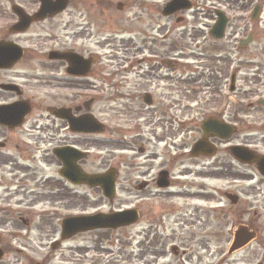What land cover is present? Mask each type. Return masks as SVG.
I'll return each instance as SVG.
<instances>
[{"label": "flooded vegetation", "instance_id": "obj_1", "mask_svg": "<svg viewBox=\"0 0 264 264\" xmlns=\"http://www.w3.org/2000/svg\"><path fill=\"white\" fill-rule=\"evenodd\" d=\"M73 3L74 0H70L67 10L30 27L59 21L60 27L70 29L72 45L64 46L60 37L53 36L58 47L44 52V43L38 38L36 49L41 52H37L22 46V38L14 39L26 33L13 34L8 27V34L0 36V43H14L24 52L22 58L9 69H0V106L18 104L15 112L11 113V120L5 121L8 124H0V264H45V254L42 253L45 246L52 249L53 243L60 241L58 238L51 241L59 233L60 227L59 207L54 205L61 204L62 196L71 198L78 195V188L94 190L62 179L61 173L65 167L62 155H68L72 149L84 154L74 164L82 172L106 174L112 171L117 194L119 190H128L130 195L133 193V203L136 204L133 209L137 212V221L133 227L140 228L137 237L141 239L135 263L154 264L153 260L163 259L167 251L182 262L188 250V235L173 238V233L168 235L166 231L171 219L179 216L173 214L176 209L171 205L172 190L178 185H175L178 182L175 180L191 175H195L194 179L202 178L196 174L203 175V170L207 167L204 159L207 158L191 156L187 135L183 133L186 127L188 129L186 117L180 118V108L177 109L175 102L167 100L172 97V94H166L171 93L170 88L155 85L157 73L165 66L163 61L166 58L158 59L155 54L152 55L151 48L147 45L155 40L153 23L150 22L147 29L138 34L135 45L136 52H141L137 53L139 55H143L148 49L146 56L151 59L139 60L138 70L129 63L131 69L121 67L120 71H109L97 53L79 51L75 45L79 41L86 45L82 41L85 37L78 35L79 29L86 35L87 41L93 38L84 24L90 26L94 22L100 29L105 27L103 13L106 14L112 7L110 0L82 3V6L98 10L99 13L86 14L85 19L82 16L81 23L76 20L77 12L72 10ZM142 7L154 14L152 6L143 3ZM37 9L38 7L30 12L25 11L33 14ZM117 10L125 12L126 7L119 3ZM248 35L251 36L249 50L253 47L252 50L259 52L261 45L264 49V27L260 28L258 23H253L248 28ZM52 51L75 53L90 61V68L84 71L85 74H81L80 69L78 74H70L69 63L62 59H51ZM250 57V81L256 86L255 92L263 95L264 54L260 51ZM144 62L149 63V69L141 67ZM165 71L170 78H174L173 73H177V70ZM144 73H147V79L141 77ZM137 78L147 81L149 85L138 82ZM159 78L167 79L168 76ZM129 80L136 83L127 85ZM2 85L11 88L5 90ZM157 93L163 94L160 98L164 102L158 100ZM179 102L188 106L186 95L185 98L180 97ZM100 103L101 118L95 111ZM140 107H145L148 111ZM88 121L98 122L101 132H88ZM77 123L80 125L74 126ZM177 125L180 126L179 129ZM94 147H100L103 155L100 157V165L96 166L95 171H91ZM217 155L211 159H215ZM189 160L198 163L185 168ZM198 167L202 170L198 171ZM208 168L218 171V179L233 178L234 181L229 183L231 187L243 182L237 176V171L231 166L226 167V162ZM180 188L189 190V194H185L188 197L185 200L194 201H199L198 195H204L205 189L195 182H182ZM194 189L197 191L191 192ZM213 193L216 194L215 191ZM230 194L238 197L236 203L228 200ZM178 196L183 197L182 194ZM223 196L227 205L222 207L218 201L213 208L214 212L221 210L235 216V219L258 214L254 205L242 201L234 191H226ZM113 202L112 200L111 203ZM176 219L175 224L180 225L179 218ZM237 227L257 234L251 225L239 224ZM173 241L176 243L173 244ZM58 244L61 246L62 242ZM38 249L41 253L37 252Z\"/></svg>", "mask_w": 264, "mask_h": 264}, {"label": "rangeland", "instance_id": "obj_2", "mask_svg": "<svg viewBox=\"0 0 264 264\" xmlns=\"http://www.w3.org/2000/svg\"><path fill=\"white\" fill-rule=\"evenodd\" d=\"M94 1L74 0L72 10L77 12L78 19L76 20L79 23L82 21V16L85 19L86 14L89 15L93 12L95 15L94 12L99 13L98 10L82 6V3ZM168 1L110 0L112 7L107 10L106 14L103 13L105 27L100 29L94 22L90 26L84 24L93 38L87 41L86 35L79 29L78 35L83 36L82 38L85 37L86 41L84 39L82 41L86 45L81 41L75 45L79 51L88 50L97 53L104 62V67L109 71H120L122 70L121 67L131 69V65H135L133 67L138 70L140 67L136 59L144 57L142 54H137L141 52H136L135 49L138 34L147 29L148 24L152 22L155 40H151V44H147L151 48L152 55L155 54L158 59H176V63L180 64L176 70H184L188 73L187 78L181 77L180 73L175 78H170L168 72L161 68L157 73L155 85L170 88L171 93L166 94H172V97L167 100L175 102L177 109L180 108L178 110L180 118L186 117L188 129L186 127L183 133L187 135L189 148L201 137L200 123L204 115L212 113L214 108H218L221 103L224 105L228 102V99H224L226 95L229 96L230 79L227 76L228 72L232 68H237L239 71L236 91L230 96L234 102L228 103L224 112L225 117L222 119L225 122H236L238 133L229 142L213 141L218 146L219 153L215 159H204L207 167L203 170V175L201 173L196 174L202 178L194 179L195 175L180 178L175 180L178 181L175 182V185H178L172 190L171 205L176 209L173 214L179 216L171 219L166 231L168 235L173 233V238L188 235V250L184 259L180 262L167 251L163 259L152 260L154 264H264V181L254 168L238 164L232 159L229 152L225 151L230 145L242 144L249 146L259 154H264V137L262 136L264 134L260 133L261 125L264 123V105L252 107V109L245 105L249 99L255 101L257 96L264 95L258 91L255 92L256 86L250 81L249 67H247L250 55L253 56L260 51L264 54L262 52L264 49L261 45L259 52L252 50L253 47L251 50L244 47L240 51L238 46L239 40L249 28L250 12L256 5L260 6L261 14L255 20V24L258 23L260 28L264 27V1L192 0V11L177 15L184 17L181 24H176L177 16L172 18L163 16L162 10ZM37 2L38 0H0V36L4 33L8 34L7 28L16 21V17L11 11V6L14 3L23 6L27 12H30L38 6ZM118 3L125 5V12L117 10ZM143 3L146 6H152L153 15L147 12L148 9L142 7ZM216 9L224 11L230 19L226 37L220 41L213 39L210 35V30L216 20ZM75 26L80 28L78 24ZM53 36L60 37L64 46L72 45L70 44V29L60 27L59 21L37 24L26 34L14 39L22 38L23 42L20 43L22 46L41 52V50L36 49L38 38H40L46 49L44 52H48L58 47L57 41L52 39ZM146 50L147 52L144 54L149 53L148 49ZM262 62L264 66V59ZM129 63L130 66H128ZM141 67L150 68L148 62ZM146 74H142L141 77L147 79ZM164 75H167L168 78H159V76ZM137 79L138 82H144L145 86L149 85L147 81ZM129 81L127 85L136 83L132 80ZM21 82L24 83V81ZM37 94L42 96L40 93ZM185 95L188 106L179 102L180 97L184 96L185 98ZM156 96L159 101H165L160 98L163 94L157 93ZM101 105L100 103L95 109L99 118H101ZM206 107L211 109L206 110ZM140 108L144 109L145 107ZM144 110L148 111L146 108ZM203 112L205 114H202ZM179 127L177 125L178 129ZM102 155L101 148L94 147L91 171H95L96 166L100 165ZM218 159L221 160L218 161ZM225 162L226 167L231 166L233 170L237 171V176L243 180V182L234 184L235 187H231L229 184L234 181L233 178L218 179L216 177L218 171H214V168H208V166L214 167L216 164L220 165ZM196 163L198 162L189 160L185 164V168H191ZM201 170L202 168L198 167V171ZM182 182H195L196 185L203 186L205 188L204 195H198L199 201L190 198V200H185L188 198L185 194H189V190L180 188ZM196 191V189L191 190V192ZM226 191H234L242 201L254 205V210L256 209L258 214L253 213L248 217L235 219V216H230L221 210L214 212L213 208L217 206L218 201L222 207L227 205V200L223 196ZM77 193L78 195L71 198L62 196L61 204L54 205L59 207L61 220L65 216L75 213H95L97 211L108 213L133 208L136 205L133 203V193L130 195L128 190H119L113 203L105 200L100 190L77 189ZM179 194H182L183 197H179ZM221 206L219 208H222ZM176 218H179L180 225L175 224ZM239 224L251 225L255 228L257 231L256 239L244 250L230 256L228 254L229 249ZM139 230L140 228L130 226L113 233L111 231L84 233L66 241L60 250H52L46 245L45 250L42 251L45 254V264H136L139 254L137 246L141 241L137 237ZM58 231L59 233L51 241L60 237L61 226L58 227ZM46 242L47 238L45 239ZM174 243L176 242L173 241ZM177 245L179 244L177 243ZM37 247L41 249L40 245ZM29 251L36 253L31 249ZM37 252L41 253L39 249Z\"/></svg>", "mask_w": 264, "mask_h": 264}, {"label": "water", "instance_id": "obj_3", "mask_svg": "<svg viewBox=\"0 0 264 264\" xmlns=\"http://www.w3.org/2000/svg\"><path fill=\"white\" fill-rule=\"evenodd\" d=\"M41 3L40 10L33 16L27 15L22 8L14 5L13 12L18 16L19 22L11 28L12 32L21 33L26 31L33 22L45 20L47 17H53L58 13L63 12L68 4L69 0H39ZM191 8L188 0H173L164 9V16H170L179 10H188ZM218 22L211 31V34L216 39H221L224 35V31L227 24V18L221 12H216ZM259 15V9L256 11L254 19ZM15 54H22V50L12 43H0V69L10 68L14 64ZM14 58V59H13ZM51 59H64L70 64L68 70L71 74H78L80 69L81 74H85V70L90 68V61L84 60L82 57L73 53H58L52 52ZM83 72V73H82ZM5 90H9L10 86H1ZM18 108V104L2 106L0 107V124H8L6 120H11V113ZM78 124V123H77ZM78 125H74L78 127ZM96 123L92 121L87 122V126L96 127ZM93 129V130H94ZM97 131H99L97 129ZM93 131V132H97ZM204 137L197 142L192 151L193 157L200 155H213L216 150L215 147L210 145L209 137L216 135L217 137L228 140L234 133V128L230 125L224 124L218 120H207L203 124ZM232 155L239 161L246 164H256L258 171L264 177V157H257L254 152L240 146L231 148ZM81 156L72 149L68 155L63 154L62 158L65 161V168L62 172L63 176L76 184H87L92 187L100 186L103 189L104 195L112 199L114 196V176L111 173L107 175H94L88 176L80 171V169L74 165ZM228 198L236 203L238 201L237 196L229 195ZM136 221L133 211L119 212L113 214H96L89 217H76L68 218L62 223V238H71L72 236L87 231L94 230H106V229H118L125 226H130ZM254 235L240 229L236 234V239L230 252H234L245 245H247ZM1 256V251H0Z\"/></svg>", "mask_w": 264, "mask_h": 264}]
</instances>
